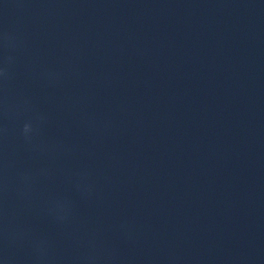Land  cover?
<instances>
[{"label": "water", "instance_id": "obj_1", "mask_svg": "<svg viewBox=\"0 0 264 264\" xmlns=\"http://www.w3.org/2000/svg\"><path fill=\"white\" fill-rule=\"evenodd\" d=\"M0 264H264V0H118L0 155Z\"/></svg>", "mask_w": 264, "mask_h": 264}]
</instances>
